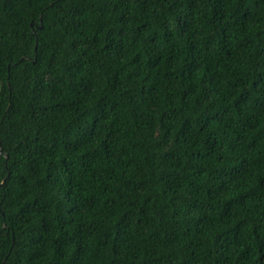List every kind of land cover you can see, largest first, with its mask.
I'll return each mask as SVG.
<instances>
[{"label":"trees","instance_id":"1","mask_svg":"<svg viewBox=\"0 0 264 264\" xmlns=\"http://www.w3.org/2000/svg\"><path fill=\"white\" fill-rule=\"evenodd\" d=\"M0 264H264V0H0Z\"/></svg>","mask_w":264,"mask_h":264}]
</instances>
